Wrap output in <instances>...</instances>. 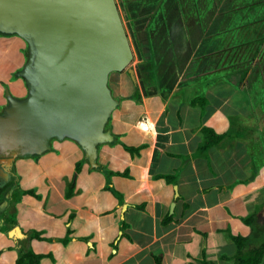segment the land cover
<instances>
[{"label": "crops", "instance_id": "0c3cea01", "mask_svg": "<svg viewBox=\"0 0 264 264\" xmlns=\"http://www.w3.org/2000/svg\"><path fill=\"white\" fill-rule=\"evenodd\" d=\"M153 1L123 2L142 16ZM0 48L1 112L7 90L27 95L13 69L20 61L24 67L29 49L16 34H2ZM144 56L140 65L152 62V53ZM150 62L141 84L128 72L111 75L118 100L107 124L113 141L99 146L97 167L70 139L0 162V264H18L24 253L39 264H235L231 236L248 239L245 253L260 241L264 172L254 170L253 155L264 152H244L242 132L224 141L250 110L215 112L223 83L187 88L180 75L169 82ZM141 120L149 127L138 126ZM205 128L215 135L207 139ZM258 130L252 138L246 133L248 147L259 142Z\"/></svg>", "mask_w": 264, "mask_h": 264}, {"label": "water", "instance_id": "95a60500", "mask_svg": "<svg viewBox=\"0 0 264 264\" xmlns=\"http://www.w3.org/2000/svg\"><path fill=\"white\" fill-rule=\"evenodd\" d=\"M0 32L17 34L29 49L20 71L27 95L7 90L0 112V162L70 139L96 167L99 146L113 141L111 75L133 58L115 0H0Z\"/></svg>", "mask_w": 264, "mask_h": 264}, {"label": "rangeland", "instance_id": "374dc122", "mask_svg": "<svg viewBox=\"0 0 264 264\" xmlns=\"http://www.w3.org/2000/svg\"><path fill=\"white\" fill-rule=\"evenodd\" d=\"M123 1L115 0V3L133 52L132 61L123 73L131 69L134 81L141 84L150 59L147 64L139 62L144 61L141 59L144 53L146 56L152 53L150 63L159 73L163 72L169 82L180 75L183 86L191 89L200 81H205L211 89L223 83L225 95L219 97L218 91L213 92L219 103L213 104L215 112L218 109L225 115L236 114L238 106L241 112L250 110L248 116L242 112L247 118L235 119L240 127L235 125L234 132L224 141L242 132L245 141L240 139L243 144L240 147H244V152L248 153L252 147L264 152V0H154L151 9L142 16L130 7L127 9ZM186 63V69L178 71ZM23 64L20 61L19 68L15 64L14 78L15 74L18 79L24 78L20 75ZM176 68L178 72H172ZM147 123L149 127V121ZM259 125L262 128L258 130ZM256 130L260 141L254 140L248 147L246 133L251 136ZM253 157L254 170L262 176L264 154ZM260 243L264 244V234L242 257V263L256 259Z\"/></svg>", "mask_w": 264, "mask_h": 264}, {"label": "trees", "instance_id": "16d2710c", "mask_svg": "<svg viewBox=\"0 0 264 264\" xmlns=\"http://www.w3.org/2000/svg\"><path fill=\"white\" fill-rule=\"evenodd\" d=\"M0 34H3V35H14V34H5V33H2L0 32ZM17 35V34H16ZM249 64V63H248ZM202 83H206L205 81H202ZM137 92V90L135 91ZM137 95L134 93V97H136ZM232 132H234V128H232L231 130ZM213 132V131H212ZM212 132H209L206 128H205V134L210 137L213 136ZM214 135H215V132H213ZM232 138V137H229V139ZM252 138V136L250 137ZM260 141V140H259ZM127 148V147H126ZM34 156H38V155H34ZM80 163H79V167H80ZM97 167V166H96ZM254 219V218H252ZM231 239L234 241V243L237 245L238 247V259L236 260V263L235 264H242V256L244 254H247L245 253L247 248L249 247V244H248V239L246 238H242V237H234V236H231ZM260 249V252L259 254L257 255L256 257V263L255 264H260L261 261H262V258L264 257V244L260 245L259 247ZM259 251V250H258ZM257 251V252H258ZM245 257V256H243ZM248 260V259H247ZM18 264H39V257L38 256H35V255H27V254H22L21 255V258L20 260L18 261ZM203 264H212V263H209L207 262L206 260H203ZM245 264V263H243Z\"/></svg>", "mask_w": 264, "mask_h": 264}, {"label": "bare ground", "instance_id": "6f19581e", "mask_svg": "<svg viewBox=\"0 0 264 264\" xmlns=\"http://www.w3.org/2000/svg\"><path fill=\"white\" fill-rule=\"evenodd\" d=\"M139 124H140V126L143 127V128H148V123L145 122V121H142V120H141ZM139 124H138V126H139Z\"/></svg>", "mask_w": 264, "mask_h": 264}]
</instances>
